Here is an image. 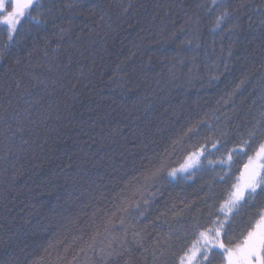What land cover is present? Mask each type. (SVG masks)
Masks as SVG:
<instances>
[{"label":"trees","instance_id":"trees-1","mask_svg":"<svg viewBox=\"0 0 264 264\" xmlns=\"http://www.w3.org/2000/svg\"><path fill=\"white\" fill-rule=\"evenodd\" d=\"M225 1L56 0L42 23L23 17L0 57V264L175 263L234 182L206 158L186 186L169 168L205 138L214 161L213 139L248 155L250 132L264 141V0ZM218 15L230 30L211 31Z\"/></svg>","mask_w":264,"mask_h":264},{"label":"snow or ice","instance_id":"snow-or-ice-1","mask_svg":"<svg viewBox=\"0 0 264 264\" xmlns=\"http://www.w3.org/2000/svg\"><path fill=\"white\" fill-rule=\"evenodd\" d=\"M35 6L34 0H0V25L6 26V32L8 34V39L11 40L13 34L17 31L16 25L19 24V17H23L25 12L32 9ZM28 16L31 18V12H27ZM224 16L218 17V23L223 20ZM212 131V129H209ZM187 133H193L192 128H188ZM196 136L200 135L199 128L193 133ZM221 136L226 135V133L221 132ZM255 132H250L248 139L241 142L242 145L247 146L248 151L254 153V155H248L247 151H244L243 147H232L229 151L227 150L228 141H221L220 139H213L210 141L211 149H216L220 151V148H225V159L220 161L221 164H226L232 160L233 153H238L239 155L247 157V163L243 165L245 170H248L250 166H253L254 160H264V142L258 143V145L253 148V138L255 137ZM191 137L189 136V140ZM179 142V141H177ZM187 143V141H185ZM219 146V147H218ZM209 152V140L205 138L202 143L193 145L187 150V155L185 157L186 161H193L194 158L205 157V153ZM206 158V157H205ZM190 167H197L195 162L191 165L185 164L182 166V171H187ZM229 169L232 167L231 164L228 165ZM166 164L163 157L159 158L155 162V166L152 168H146L147 175L145 176L146 182L154 181L160 176V174L165 170ZM264 163H257L248 176L247 179L244 178V173L242 172L239 177H236V183L231 185V189L227 193L229 201H241L247 200L245 203L256 201L257 196L264 195ZM169 175H175V170L168 173ZM227 173L222 175L220 179L225 181ZM243 181V183H241ZM259 189V191H257ZM122 207H117L116 212L126 211L128 204L124 198H121ZM146 203V201H145ZM137 210H139L140 205L137 203L135 205ZM221 211H223V206H221ZM116 212L104 213L101 210L100 220L104 225L111 224L112 219L116 216ZM211 215V214H210ZM258 219L254 220V227L251 231H247L246 236H243L242 243H237L235 245L237 250V259L234 260V252L232 248H225L224 244L220 242V229L224 227L225 221H220L210 219V223L213 225L212 228H204L198 223H194L191 228L192 240L186 245V250L184 255L180 257V264H192L194 260L199 257L201 261L207 260L209 252L213 247H219L224 249L222 255H226L229 264H253V261L264 262V209L257 213ZM107 230V229H106ZM232 224L229 223L228 228L224 231V237L229 241V243L234 242V237L232 234ZM211 233V238L209 237ZM243 235V234H242Z\"/></svg>","mask_w":264,"mask_h":264},{"label":"bare ground","instance_id":"bare-ground-1","mask_svg":"<svg viewBox=\"0 0 264 264\" xmlns=\"http://www.w3.org/2000/svg\"><path fill=\"white\" fill-rule=\"evenodd\" d=\"M55 1L56 0H34L35 6L32 9H29L30 12H31V18L27 14L28 11L25 12V15L23 17L29 21V22H27L29 25L37 24V23H40V22L42 23V20H43L42 17L46 16V13H44L43 10L47 7V5H50V3L52 4ZM224 1L225 0H211L212 7L219 6ZM228 1L229 0H226L225 2H227L229 4ZM38 4H40V5H38ZM220 16L221 15H218V17H220ZM23 17L19 20L20 21L19 24L22 21V24H24L26 26V24H25L26 22L24 21ZM227 18H228V16L227 17L224 16V19L220 20L219 23H218V18H217L216 25H214L211 28V31L216 33V32H218L219 29H223V28L227 29V30H230V25H229V22H228L229 20L226 22ZM37 20H38V22H37ZM12 42H13V38L11 40L8 39V34L6 32V26L5 25H0V57L1 58H2V56L6 55V54H8L10 52L8 50V48H9V44L12 43ZM260 142H262V140H260ZM260 142H258V143H260ZM258 143H257V145H258ZM233 146L234 145H229L227 147V150L230 151ZM253 147H255V146H253ZM243 148L245 150V147H243ZM237 155H239V154L238 153H233L232 159H233L234 162H235L234 158H236ZM239 156L242 157V158H245V156H242V155H239ZM205 157H206V162H205L206 164L203 165V167H205L204 170L215 169V171L219 172L221 175H224L225 173H227V177H225V180H227L229 183H232V182L236 183V177L230 176V169L231 168L229 169V167H228V165L232 163V160L230 161L231 163L227 162L226 164H221L220 161L212 160L209 157V154L207 152L205 154ZM177 167H178L177 165H172L169 168V171L167 172L168 180L173 182L176 186H186V185L194 183V180H195V178L198 177L197 174L200 171L198 169H200L202 167V162L198 166V168L194 169L191 173H188L187 175L179 176V177L173 179V178L170 177V175L168 173L171 172L173 169H175ZM242 172H243V170H242ZM257 191H259V189ZM245 200H247V196H245ZM245 200H242L240 203H238L235 206V208L232 210V209H230V207L229 208L228 207H224V206H226L224 204L228 201L227 194H225V196H223L222 199L219 200L217 208H216V212H215L214 216L211 218V219L217 220V223H219L220 221H225L224 227L222 228V231H223L222 238H223V242H224L225 248H232L233 249L235 247V246L232 247V244L229 246L226 243L227 239L224 237V231L226 230V228H228L229 223H231L232 227H233L238 222V218L244 215V208L245 207L246 208H250V207L253 206V202L245 203ZM254 204H255L254 208L256 209V213L247 222L246 227L244 228V230H245V235L244 236H246L247 231H251L252 227H254V223L253 222H254L255 219H258L257 213L259 211H261L262 209H264V200L259 199L258 196H257L256 201L254 202ZM221 206H223V211H221ZM212 227H213V225L209 222L207 225H205V227L203 226L201 228V230H204V228H212ZM242 241H243V239H242ZM242 241H241V243H242ZM185 250H186V246L181 251V253L178 255L175 263H173V264H180V257L184 255ZM223 252H224V250H219V249L211 250L209 252L207 260L201 261L199 259V257H198V259L196 260V262L194 264H228L229 263L228 258H227L226 255H222ZM253 264H264V262H258L256 260H254Z\"/></svg>","mask_w":264,"mask_h":264},{"label":"rangeland","instance_id":"rangeland-1","mask_svg":"<svg viewBox=\"0 0 264 264\" xmlns=\"http://www.w3.org/2000/svg\"><path fill=\"white\" fill-rule=\"evenodd\" d=\"M27 11H29V10H27ZM22 17H19L18 19L20 20ZM18 25V24H17ZM16 25V27H18ZM20 28H21V26H20ZM202 159H203V157H199L198 159L197 158H194L193 159V161H186V159H185V161L183 162V163H181L177 168H175V169H173V170H175V175H170V177L171 178H173V179H175V178H177V177H179V176H183V175H187L188 173H191L194 169H196V168H198V166L201 164V162H202ZM195 162V164L197 165V167H190L187 171H182L181 170V168H182V166L183 165H185L186 163L187 164H189V165H191V164H193ZM257 163H264V160H254L253 161V166H250V168L248 169V170H245V169H243V173H244V178L245 179H247L248 178V176L251 174V172H252V170H253V167L257 164ZM241 183H243V181H241ZM242 201V200H241ZM241 201H227L224 205H226V206H224V207H230V209H234L235 208V206L238 204V203H240ZM222 233H223V231H222V228L220 229V236H221V240H220V242L221 243H223L224 244V242H223V238H222ZM209 237L211 238V233H209ZM225 246V245H224ZM214 249H219V250H224V249H220L219 247H213L212 248V250H214ZM233 252H234V256H233V259L234 260H236L237 259V250H236V248L234 247L233 248ZM262 255H264V254H262ZM197 259H198V257H197ZM196 259V260H197ZM196 260H194L193 262H192V264H194L195 262H196ZM185 264H187V261H185ZM229 264V263H228Z\"/></svg>","mask_w":264,"mask_h":264}]
</instances>
